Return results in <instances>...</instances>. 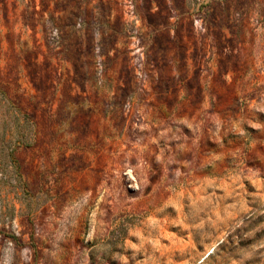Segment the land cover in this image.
I'll return each mask as SVG.
<instances>
[{
  "label": "rangeland",
  "instance_id": "1",
  "mask_svg": "<svg viewBox=\"0 0 264 264\" xmlns=\"http://www.w3.org/2000/svg\"><path fill=\"white\" fill-rule=\"evenodd\" d=\"M0 264H264V0H0Z\"/></svg>",
  "mask_w": 264,
  "mask_h": 264
}]
</instances>
